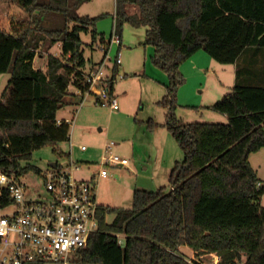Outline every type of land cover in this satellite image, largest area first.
<instances>
[{
  "label": "trees",
  "instance_id": "1",
  "mask_svg": "<svg viewBox=\"0 0 264 264\" xmlns=\"http://www.w3.org/2000/svg\"><path fill=\"white\" fill-rule=\"evenodd\" d=\"M8 1L24 14L10 30L0 28V75L10 74L0 100V170L40 176L32 165L35 151L50 147L59 158H70L58 145L70 141L74 115L59 123L58 113L79 106L87 91L81 35L99 38L107 53L111 34L107 40L97 30L103 16L78 15L91 0ZM129 6L138 13L127 12ZM115 19L121 42L125 23L146 29L144 46L153 47V64L168 76L159 102L168 111L166 122L150 120L147 128H165L184 159L167 186L136 189L132 208L99 205V231L72 263L202 264L195 258L217 255L219 264H264V182L250 162L264 149V0H116ZM56 46L59 56L52 53ZM43 49L45 70L35 66ZM200 51L237 66L235 86L207 108L227 123L185 124L175 114L185 83L181 66ZM118 73L115 67L111 95ZM11 205L7 193L0 195V209Z\"/></svg>",
  "mask_w": 264,
  "mask_h": 264
},
{
  "label": "rangeland",
  "instance_id": "2",
  "mask_svg": "<svg viewBox=\"0 0 264 264\" xmlns=\"http://www.w3.org/2000/svg\"><path fill=\"white\" fill-rule=\"evenodd\" d=\"M127 12L134 14L138 13V10L133 6H129ZM77 13L82 17L103 16L97 23V30L100 34H104L107 40L109 39L116 13V0H91L80 5ZM23 14L18 7L8 0H2L0 3V28L10 30L14 19ZM81 40L87 61L86 70H89L93 65L100 64L103 61L105 53L100 48L99 38L94 41L90 33H83ZM145 40V28H136L129 23L124 24L123 43L120 51L122 65L119 67V75H122L124 79L118 80L114 93L119 110L113 111L109 106L98 105L96 97L91 96L83 100L77 107H67L59 111L58 117L65 120L72 119L73 110L77 113L75 120L72 122L71 141L58 145L65 154L71 153L75 162L99 163L104 155L106 145L114 142L116 144L114 154L129 159L131 165L134 166L133 152L135 147L140 150L139 146L142 147L143 145L155 151L156 144H154V141L158 138L157 135L168 133L165 128H163L165 130L158 128L156 131L151 132L146 127L148 126L146 122L150 119L158 124L166 122L168 111L159 104L166 94V89L158 80L162 78V82L167 84L168 76L153 64L154 49L151 46L145 47ZM117 51L118 46L112 45L109 56L115 58ZM41 53L45 56L36 58L35 66L37 68H42L43 64L47 62L46 50L43 49ZM52 53L59 56V46L54 47ZM194 58L195 63L190 64L191 58L180 69L185 83L178 92V103L175 112L177 118L185 124L227 123L228 120L225 116L207 108L222 100L232 90L233 82L229 83L228 80V77L232 74L228 67L231 66L219 64L204 51L198 52ZM225 68L227 69L226 72L222 71ZM9 80L10 74L0 75V100L5 95ZM71 92H75L73 87H71ZM196 106L199 107L196 109ZM81 113H83L82 117L80 116ZM141 121H144L145 125H141ZM170 136L173 139V145L172 147L170 145L169 151L174 155H178V162H182L184 159L183 152L173 136L171 134ZM136 144L139 146H136ZM72 145L73 147H71ZM81 147H85L86 151L81 152ZM32 158V165L38 167L42 172L47 171L53 163L65 164L69 161L66 158H59L50 147L35 151ZM251 162L258 176L264 182V149L253 154ZM96 170H98V167L93 169V171ZM110 174L114 178L112 180L114 184H100L96 188L98 203L110 208H132L134 195L133 174L127 169L119 167L110 169ZM77 176H81V174ZM37 180L36 174L29 173L27 175L26 183L30 184L29 190L33 193V198L38 195H42V197L46 195L45 189L39 186L41 183ZM166 185H168V182ZM262 202L264 204V196ZM13 210V207L0 210V216H8ZM113 218L114 215H109L107 221L110 223ZM182 252L186 253L189 259L194 257L193 252L185 248L182 249ZM195 259L202 264H216L217 261L212 255Z\"/></svg>",
  "mask_w": 264,
  "mask_h": 264
},
{
  "label": "built area",
  "instance_id": "3",
  "mask_svg": "<svg viewBox=\"0 0 264 264\" xmlns=\"http://www.w3.org/2000/svg\"><path fill=\"white\" fill-rule=\"evenodd\" d=\"M120 44L114 17L110 48L103 61L86 73L87 91L84 94L79 92L83 100L94 96L98 105L109 106L113 111L119 110V106L115 95L109 91L108 83L114 78V68H119L122 61L119 50L115 58H111L109 53L112 45L119 48ZM123 79L118 73L114 82ZM115 147L114 142L106 145L104 155L96 165L98 178H110V169L129 166V159L114 154ZM85 149L81 147V150ZM80 169L81 166L72 160L51 166L36 176L46 194L36 198L29 190L30 184L26 183L27 175L18 177L0 170V195L7 193L14 208L10 215L0 216V264L35 261L73 264L74 256L87 246L90 236L99 231V204L95 192L98 181L77 179L75 174ZM212 256L219 264L220 258Z\"/></svg>",
  "mask_w": 264,
  "mask_h": 264
},
{
  "label": "crops",
  "instance_id": "4",
  "mask_svg": "<svg viewBox=\"0 0 264 264\" xmlns=\"http://www.w3.org/2000/svg\"><path fill=\"white\" fill-rule=\"evenodd\" d=\"M122 43L123 42H121V47H122ZM190 62H191L190 64L195 63V58L193 57L190 60ZM259 65L260 66L263 65L262 58H260ZM94 66L95 65L90 67L89 70H86V73L89 72ZM230 66L231 67H228V68H230L229 70H230V73H232V74H230V76L228 77V80H229V83L231 81L233 82V87H234L236 84V81H237L236 80L237 66L236 65H230ZM41 69H44V70L46 69V63L43 64ZM226 70H227L226 68L222 69V71H224V72H226ZM158 81H159V83H162V85L164 86V89H166L167 84L162 82V78H160ZM198 107L199 106H196V108H198ZM76 114H77L76 111L73 110L72 119H73V115H74V120H75ZM82 114L83 113L80 114L81 117L83 116ZM80 116H79V118H80ZM58 120L62 121L65 119H61L58 117ZM150 120H152V119H150ZM141 125H145V122L141 121ZM160 128H161V130H165L162 127H160ZM156 130H154V131H156ZM154 131H151V132H154ZM157 136H158V138H156L154 141V144H156L154 147L155 151L150 150V148H148L147 146L142 145V147H140L138 144H136V146H139L140 150L138 149V147H135V150L133 152V159L135 161L134 166L131 165V163H130L128 167H124L125 169L130 171L131 174H133L132 178L134 180L133 181L134 182V191L136 189H142V190H147V191H157L160 188L167 186L166 183L169 182L170 174H171L175 164L179 161V160H177L178 155H176V154L174 155L173 153H171L169 151L170 145H171V147L173 145V139L171 138L169 132L166 133L165 135L163 133H159V135H157ZM70 141H71V133H70ZM71 147H73V145ZM80 150H81V148H80ZM84 151H86V149ZM84 151L81 150V152H84ZM69 155H70V158L67 160L74 161L72 158V154L70 153ZM251 157H252V155H251ZM251 157H250V162H251ZM76 163H78L81 166V169L78 172H76V174H75L77 179H79V180H92L93 179L96 182L98 181L97 187H99L100 184H105V185H113L114 184L113 183L114 181L112 182V180H114L113 177H110L107 179L98 178V171L97 170L93 171V169L96 167L98 162H85V161L79 162L78 161ZM251 165H252V162H251ZM129 167L130 168L132 167L131 170ZM78 174H81V176H77ZM258 178L261 181H263L259 176H258ZM96 198H97V202H98V192H97ZM98 204L101 205L100 203H98Z\"/></svg>",
  "mask_w": 264,
  "mask_h": 264
},
{
  "label": "water",
  "instance_id": "5",
  "mask_svg": "<svg viewBox=\"0 0 264 264\" xmlns=\"http://www.w3.org/2000/svg\"><path fill=\"white\" fill-rule=\"evenodd\" d=\"M52 166L55 167L56 166V163H53Z\"/></svg>",
  "mask_w": 264,
  "mask_h": 264
}]
</instances>
